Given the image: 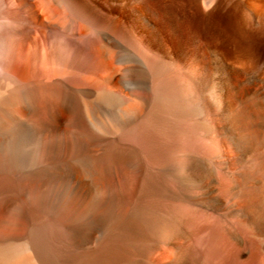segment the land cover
<instances>
[{
	"label": "bare ground",
	"instance_id": "1",
	"mask_svg": "<svg viewBox=\"0 0 264 264\" xmlns=\"http://www.w3.org/2000/svg\"><path fill=\"white\" fill-rule=\"evenodd\" d=\"M190 2L191 7L168 9L169 16L164 17L177 47L183 41L188 46L181 51L188 68L168 78L161 71L160 57L154 59L164 41L157 28H150L151 39L129 27L121 32L125 43L106 28L100 31L105 44H98L97 50L112 74L97 76L93 43L86 46L82 63L76 35L79 26L85 30L89 26L80 8L58 4L45 13L53 17L48 18L51 23L72 30L71 40L63 35L47 37L40 29L44 24L38 22L39 10L30 12L36 16L35 26L16 28L0 22V264L125 260L116 256L120 245L108 240L104 246L85 249L90 252L69 248L70 242L75 245L80 239L88 245L93 240L90 226L107 219L104 211L82 221L66 213V207L73 211L78 204L80 182L74 164L81 127L88 131L94 124L93 107L94 112L101 109L93 88L80 84L84 70L89 83L110 85L108 93L122 105L145 104L154 84L156 92L166 82L176 92L174 106L168 102L147 117L143 108L124 123L119 138L102 139L115 146V157L125 166L135 167L134 180L142 195L138 209L151 213L147 214L150 231L142 230L139 238L144 239L139 264H264V19L244 12L239 21L204 23L195 18L200 11L197 0ZM111 22L108 26H114ZM192 29L202 42L188 32ZM111 46L117 50L116 60L124 64L125 73L118 80L127 89L126 98L117 93V69L106 57ZM182 136L190 137V146L176 145L173 139ZM86 148L91 156L88 143ZM18 208L22 219L17 228L11 214ZM210 210L214 216L208 214ZM61 228L68 238L56 252L48 247L45 235ZM245 233L256 240H246ZM250 246L257 247L259 254L240 259L237 247H244L243 255Z\"/></svg>",
	"mask_w": 264,
	"mask_h": 264
},
{
	"label": "rangeland",
	"instance_id": "2",
	"mask_svg": "<svg viewBox=\"0 0 264 264\" xmlns=\"http://www.w3.org/2000/svg\"><path fill=\"white\" fill-rule=\"evenodd\" d=\"M190 1L191 0H0V22H5L8 25L14 26L16 28H27L30 24L35 26L37 25L36 16L30 12L33 10H39L42 13L40 14V21L38 22H43L44 24V26H41L40 29L43 30V33H45L47 37L54 38L55 35H63L68 40H71L73 37L72 30H66L64 27L58 24L51 23L48 21V18L53 17H51L48 13H45L58 4L80 8V10H82L84 13L83 18H86L85 22H87L89 26V29L86 28V30L79 26L78 33L76 35L77 41L80 45V55L82 63L84 64L87 57V52L85 51L87 50L86 46L90 43L94 44L96 48V54L93 59V69L97 76H106L107 74H112V72L103 65L101 55L98 51L99 46L105 44V40L100 34V31H103L106 28L105 31L111 32L114 37L125 43V39L122 37L121 32L126 31L129 27H134L138 34L141 36L143 35L145 38L150 37L151 39H154V33L150 28H157L162 34L164 41L163 45L157 46V53L154 54L155 56H153L155 57L154 59H156V57H160L164 64V67L161 71L164 73L165 78H168L180 74V72L183 71V68H188V61L186 58L184 59V57H182L183 53H181V51H186L188 46L186 42L183 41V46L181 48L177 47L176 43L170 38L168 29L165 27L166 25L164 22V17L169 16L167 14L168 9L182 7L185 8L186 6L191 7L192 2ZM212 1L213 0H206V2H203L202 0H197L200 11L197 15H195V18L203 21L204 23H214L217 22L218 19L239 21L242 18L243 13L247 12L254 13L259 16V18L264 19V0ZM4 10H15L18 11L19 14L8 15L3 12ZM108 19L112 21L111 23H114V26H108ZM150 19L151 24L148 22ZM188 32L194 33V37H197L195 40L199 43L202 42V39H200L202 36L195 29L189 30ZM196 32L198 33L199 37L197 36ZM167 44L169 45V49L166 48ZM110 49L111 51L107 53L106 57L109 59L110 65L114 67L113 69H117V72L115 73L116 75H114V78H116L114 79V84L117 87V93L119 96L126 98L124 95L127 93V89L124 87L123 83H120L118 80L121 78V75L125 73V70L123 71L124 64L116 60L117 50L115 47L111 46ZM86 73L87 72L85 70L81 72L82 77L80 75V84L85 86V84L88 83L86 85H89L93 88L97 94L96 103L101 106V109L98 107L96 112H94L93 107L92 116L94 124L88 131H85L84 128L81 127V145L78 151V157L74 164V168L80 182V189L77 194L78 197L76 196V202L78 204L76 205V208L73 209V211L71 208L69 209L66 207V213H71L72 216L74 214V217H77L76 219L79 218L78 220L82 221L83 218L87 217V215L90 217L97 212L102 213L104 211L103 216L107 219H100L90 226L88 230L93 235V240L90 241L88 245L85 244L84 239H80V241L75 245H72L70 242L69 248H71L74 252H90L85 249L93 247L95 244L97 247L101 245L104 246V242L108 240L111 242V245H120L117 249L118 252H116V256H122L125 258V260L120 264H139L140 249H142L143 246L141 242H144V239L139 240V238L145 229L146 231H150V229H148L149 227L147 223V214H149V212H145L140 208L138 209L142 195L140 191L141 187L134 180L137 177L135 167L128 164L125 166L124 163H122L120 157H115L117 156V152H115V149L113 148L115 146L111 147L110 145L113 144H109V141L104 142L102 139L104 137L107 139L112 135H115L117 138H119L124 132V123L129 122L130 120L132 121V119H134L137 114L142 112L143 108L145 109V114L143 115L147 117L148 115H155L157 112H159L160 108H166V103L168 102L170 104L172 103L173 105L176 92H172L171 88H168L169 86L167 82L164 85V89H159V91L156 92L157 85L154 84L153 89L155 91L149 96V99L145 104L136 102L131 106L127 104L122 105L118 98H115L113 94L108 93L110 85H107L106 82L101 83L100 85L99 83L96 84L95 82L89 83L88 78H86ZM83 75H86V79L83 77ZM241 77L248 79V74H243ZM105 86L109 88L107 89ZM241 95H243V93H241ZM81 104L83 109V100ZM181 108H183V106H181ZM108 109H111L112 111L116 110L118 113H110L108 112ZM115 114L117 115L115 116ZM82 125L84 126V123H82ZM100 137L101 139L98 141V138ZM165 139H167V137L161 138L162 141ZM173 140L176 145L182 143L185 146L186 144L190 146L191 144L190 137L186 138V136L175 138ZM86 143H88V145H90L92 148L91 156L88 154L90 150L89 148L87 150ZM130 178H132V182L128 183L127 180H130ZM65 188H67L66 193H68V183H66ZM202 212H204L203 209L199 211V213ZM213 212L214 211L210 210L208 211V214L214 216L215 213ZM8 215L10 218L13 216L11 220H15L17 222L18 228L19 222L22 219V216L19 213V208L16 209L13 214H11L12 216L10 214ZM149 215H151V213ZM76 224L79 225L81 223L76 222ZM133 224H135L137 228H130V226ZM146 224L147 226H145ZM244 237L246 240L254 239L249 237L247 233L244 234ZM67 238V233L64 228L57 229L53 232H48L45 235V240L48 247L56 252L62 250ZM232 243L235 245L233 241ZM237 248L238 251H240L239 258L242 260H249L251 258L250 254H254L256 252L258 255L260 252L257 247L252 248L250 246V248L247 249V251H245V253L242 255L241 248L244 247ZM254 260L257 263L259 261L256 258H254ZM89 261L93 260L90 259ZM92 264H95L94 261ZM99 264H103V262L101 261Z\"/></svg>",
	"mask_w": 264,
	"mask_h": 264
}]
</instances>
